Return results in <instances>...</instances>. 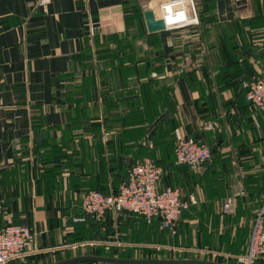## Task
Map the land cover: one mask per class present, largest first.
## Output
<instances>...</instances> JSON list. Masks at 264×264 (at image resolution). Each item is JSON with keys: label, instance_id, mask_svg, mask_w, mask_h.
Returning a JSON list of instances; mask_svg holds the SVG:
<instances>
[{"label": "crops", "instance_id": "obj_1", "mask_svg": "<svg viewBox=\"0 0 264 264\" xmlns=\"http://www.w3.org/2000/svg\"><path fill=\"white\" fill-rule=\"evenodd\" d=\"M158 1L0 0V227L34 232L8 264L99 248L221 264L245 253L264 202V111L245 100L242 81L264 78V0H194L198 22L176 29L131 19L133 5ZM238 64L250 76H221ZM182 136L207 143L210 159L174 167L170 138ZM145 157L170 162L159 190L197 200L175 234L128 212L73 222L86 191L115 192ZM156 247L173 255L141 253Z\"/></svg>", "mask_w": 264, "mask_h": 264}, {"label": "built area", "instance_id": "obj_2", "mask_svg": "<svg viewBox=\"0 0 264 264\" xmlns=\"http://www.w3.org/2000/svg\"><path fill=\"white\" fill-rule=\"evenodd\" d=\"M175 0H160L154 9L157 16L167 15L166 6ZM175 15L183 12L191 23H177L171 28L185 27L198 22L197 8L194 0L186 2L183 7H172ZM165 21V19H164ZM245 98L254 108L264 111V78L243 80ZM218 123L208 121L206 129H217ZM211 148L205 142L191 136L180 137L174 147V158L177 164L198 168L210 159ZM163 168L150 157L131 164L127 171V179L122 182L114 194H105L99 190H88L81 197L82 215L72 218L73 222H84L88 216L99 220L107 211L128 212L141 215L147 222L153 218L159 221L160 229L170 234L176 233L177 223L184 209L197 202L194 195L183 198L178 187L165 186L158 189ZM225 212L232 211V200L223 203ZM34 232L26 225L7 223L0 227V264H7L21 258L31 246ZM264 259V202L254 217L249 242L245 253L236 259L238 264H254Z\"/></svg>", "mask_w": 264, "mask_h": 264}, {"label": "water", "instance_id": "obj_3", "mask_svg": "<svg viewBox=\"0 0 264 264\" xmlns=\"http://www.w3.org/2000/svg\"><path fill=\"white\" fill-rule=\"evenodd\" d=\"M143 18L148 31H158L165 29V21L162 17L156 15L154 9L145 8L143 10ZM105 262L112 264H221L199 259H127L108 256L96 255H79L63 260H59L50 264H73L78 262Z\"/></svg>", "mask_w": 264, "mask_h": 264}, {"label": "trees", "instance_id": "obj_4", "mask_svg": "<svg viewBox=\"0 0 264 264\" xmlns=\"http://www.w3.org/2000/svg\"><path fill=\"white\" fill-rule=\"evenodd\" d=\"M143 16V10L141 9V7L138 5V6H136V5H133L132 6V17H131V19L133 20L134 18H140V17H142ZM231 69H233V71H231ZM246 71V69L244 68V67H242V65H240V64H238V65H232V66H230L229 67V65H228V68H226V66H225V68H223V71H221L222 73H221V76H223V75H225V76H227V77H235V76H237V75H239V74H242L241 76H242V78H245V77H247V76H250V73L248 72V73H246L245 72ZM252 74V73H251ZM231 82H232V80H231ZM226 83H227V81H226ZM229 83V82H228ZM238 83L240 84V86H241V82L238 80ZM244 90V98H245V89H243ZM245 100H246V98H245ZM247 101V100H246ZM196 139V138H195ZM197 140V139H196ZM199 141V140H198ZM157 164H159V165H161V163H159V161H155ZM131 166V165H130ZM129 166V167H130ZM127 179V174H126V176H125V179L123 180V182L125 181ZM118 189V188H117ZM87 192V191H86ZM102 192V191H101ZM117 192V190L115 191V192H113V193H111V194H114V193H116ZM103 193H105V194H110V193H106V192H103ZM88 217H90V216H88ZM90 218H92V219H95V218H93V217H90ZM144 218V217H143ZM86 220H87V218H86ZM85 220V221H86ZM96 255L97 256H108V257H119V258H127V257H129V255H127V254H116V253H110V252H103V250L102 249H97V252H96ZM19 259H16V260H12V261H10V262H8V263H11V262H14V261H18ZM73 264H112V263H105V262H91V261H88V262H78V263H73Z\"/></svg>", "mask_w": 264, "mask_h": 264}, {"label": "clouds", "instance_id": "obj_5", "mask_svg": "<svg viewBox=\"0 0 264 264\" xmlns=\"http://www.w3.org/2000/svg\"><path fill=\"white\" fill-rule=\"evenodd\" d=\"M186 2H190V0H175L174 4L166 6L167 15L164 16L166 27L171 28L177 23H191L192 22L186 19L183 12H178L175 15H173L171 12L172 7H183Z\"/></svg>", "mask_w": 264, "mask_h": 264}, {"label": "rangeland", "instance_id": "obj_6", "mask_svg": "<svg viewBox=\"0 0 264 264\" xmlns=\"http://www.w3.org/2000/svg\"><path fill=\"white\" fill-rule=\"evenodd\" d=\"M179 138H170V145H172V155L174 154V147L176 145V142ZM152 158V157H151ZM153 159V158H152ZM155 160V159H154ZM156 161V160H155ZM159 163H161V166L163 168V172H164V169L166 170V166L167 163H170L168 162V160H165V161H159ZM172 165H174V167L178 166V164L176 163L175 161V158H174V161L172 162ZM178 224V223H177ZM141 253L143 255H150L151 257H155V256H161L163 257L164 255H173V252L169 251V249L167 250H164L163 248H159V247H156V248H150V249H142ZM8 264V263H7Z\"/></svg>", "mask_w": 264, "mask_h": 264}]
</instances>
